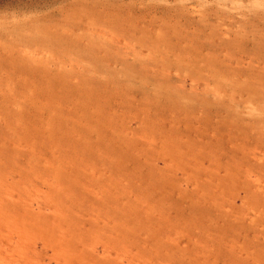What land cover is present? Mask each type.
Here are the masks:
<instances>
[{
    "label": "rangeland",
    "instance_id": "1",
    "mask_svg": "<svg viewBox=\"0 0 264 264\" xmlns=\"http://www.w3.org/2000/svg\"><path fill=\"white\" fill-rule=\"evenodd\" d=\"M0 194V264H264V0H0Z\"/></svg>",
    "mask_w": 264,
    "mask_h": 264
},
{
    "label": "bare ground",
    "instance_id": "2",
    "mask_svg": "<svg viewBox=\"0 0 264 264\" xmlns=\"http://www.w3.org/2000/svg\"><path fill=\"white\" fill-rule=\"evenodd\" d=\"M97 100V99H96ZM91 102V101H90ZM94 102V101H93ZM92 102V104H94ZM97 102V101H96ZM95 102V103H96ZM100 104V103H99ZM96 105V104H95ZM88 106H90V104H88ZM92 107V106H91ZM89 108V107H88ZM85 109V108H84ZM95 109L97 110V107H95ZM94 109V110H95ZM90 110H92L91 108H90ZM93 110V111H94ZM100 112V111H99ZM94 113V112H93ZM98 112L96 111L94 114L96 115ZM53 114H56V111L53 113ZM110 116H111V114H110ZM106 118V117H105ZM115 118V117H114ZM111 118L110 117H108V119H107V121L108 120H110ZM112 120H113V118H112ZM115 120V119H114ZM84 121V120H83ZM83 121H81V123L83 122ZM110 123L112 122V121H109ZM46 122H44V125H46L45 124ZM80 123V122H79ZM108 123V122H107ZM106 123V124H107ZM113 123V122H112ZM80 125V124H79ZM83 125V124H82ZM88 125V124H87ZM90 125V124H89ZM88 125V126H89ZM110 124L108 123V126H109ZM48 126V125H47ZM111 126H112V124H111ZM41 128V127H40ZM86 128V127H85ZM43 129V128H42ZM45 129H46V126H45ZM87 129V128H86ZM46 131V130H45ZM41 132V131H40ZM80 134V133H79ZM102 134V133H101ZM105 134V133H104ZM100 135V134H99ZM100 136H102V135H100ZM101 138V137H100ZM112 138V137H111ZM105 139V138H104ZM106 140H108V139H106ZM105 140V141H106ZM110 140H112V139H110ZM106 143V142H105ZM54 171V170H53ZM122 182V181H121ZM111 184V183H110ZM104 186V185H103ZM109 188L111 187V186H108ZM115 187V186H114ZM113 187V188H114ZM103 188V187H102ZM102 188H99V194H101V193H103V192H101L100 193V189H102ZM105 188H107L106 186L103 188V190L105 189ZM108 189V188H107ZM106 190V189H105ZM105 190H104V192H105ZM109 190V189H108ZM106 191L104 194H106L105 196H106V199H104L105 197H102V196H104V194L102 195V196H100L99 194H97V197H99V198H101L102 200H103V202H105V200H106V202H107V200H111L112 198H113V196L116 194H114L113 196H112V191H114L115 192V190H113L112 189V191L111 192H109L110 190H111V188H110V190L109 191ZM120 190V189H119ZM108 192V193H107ZM109 193H111V194H109ZM87 194V193H86ZM83 195H85V194H83ZM118 195V194H117ZM0 197H2L1 196V194H0ZM107 198H109V199H107ZM115 198V197H114ZM101 199H99V200H101ZM98 200V201H99ZM110 200L108 201V202H110ZM5 203V204H4ZM102 204V203H101ZM3 205H7V207H9V204H7L4 200H3V198L1 199L0 198V209L2 208L1 206H3ZM107 205V204H106ZM109 207H111V206H109ZM116 209V208H115ZM111 210V209H110ZM3 211V210H2ZM5 211V210H4ZM3 211V212H4ZM114 211V210H113ZM117 211V210H116ZM116 211H114V212H116ZM121 217H122V219L124 220V219H126V215L125 214H123V215H121ZM31 219V218H30ZM31 220H33V223H35V221H34V219L32 218ZM31 220H29V221H31ZM42 221V220H41ZM32 223V224H33ZM34 225H37V226H39L40 228H42V225L39 223V222H37V223H35ZM67 226H69V225H67ZM42 230H44L43 228H42ZM67 232H68V230H67ZM45 236H46V234H45ZM47 238V237H46ZM50 239V246H53L54 248H55V250H53V251H56L58 254H61V255H63V257H64V260L65 261H67L69 264H74V261H78V262H80L79 261V259H78V257H85L86 259H87V261H90V262H95V263H100L101 262V259L100 258H98V257H96V256H94L93 254H91L90 252H88L87 250H86V248L84 247V249L83 248H77V246H76V244H72V243H70L69 241H67L64 237H62V236H59V235H55L54 237H51V238H49ZM44 241L45 242H48L46 239H44ZM47 244V243H46ZM64 261V262H65ZM66 263V262H65ZM67 263V264H68Z\"/></svg>",
    "mask_w": 264,
    "mask_h": 264
}]
</instances>
